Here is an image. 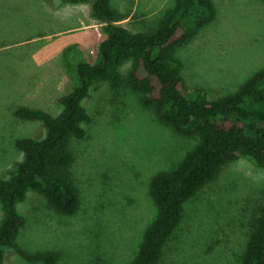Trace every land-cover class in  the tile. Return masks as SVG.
I'll return each mask as SVG.
<instances>
[{"label": "rangeland", "instance_id": "rangeland-1", "mask_svg": "<svg viewBox=\"0 0 264 264\" xmlns=\"http://www.w3.org/2000/svg\"><path fill=\"white\" fill-rule=\"evenodd\" d=\"M216 16L176 57L191 98L214 101L237 91L264 69V0H212ZM175 0H111L132 33L153 32ZM101 24L88 4L62 0H0V178H10L24 153L15 141L43 139L40 122L18 118L15 110L39 108L57 116L58 97L71 88L64 54L81 48L97 59ZM76 54L69 53L74 61ZM132 61L120 71L128 76ZM92 117L87 135L73 140V173L81 205L74 215L55 212L46 197L29 190L17 204L26 222L18 245L31 254L56 252L59 264H132L157 215L150 195L154 176L175 169L200 136L163 123L143 95L125 85L93 87L83 101ZM264 213V170L240 158L184 205L182 221L164 247L159 264H239L250 234ZM0 204V224L3 220ZM4 264L33 263L5 248Z\"/></svg>", "mask_w": 264, "mask_h": 264}, {"label": "trees", "instance_id": "trees-1", "mask_svg": "<svg viewBox=\"0 0 264 264\" xmlns=\"http://www.w3.org/2000/svg\"><path fill=\"white\" fill-rule=\"evenodd\" d=\"M62 4H88L90 16L101 24L102 38L97 44V59L91 61L81 48L71 47L64 54L72 79L71 88L58 97L62 111L53 116L39 108L18 107L15 115L26 121L40 122L47 128L43 139L23 137L15 146L24 153L16 170L0 178V264L5 248H11L27 261L59 264L60 254H31L17 243L25 218L17 204L25 201L29 190L42 193L50 207L62 215H74L81 195L73 166V140L87 135L92 121L83 105L93 87L107 83L113 88L129 86L143 95V104L178 132L193 130L200 136L198 145L175 168L153 177L150 195L157 215L147 228L132 264H159L164 247L182 218L185 203L195 196L229 161L245 158L264 170V69L252 75L237 91L214 101L200 94L191 98L180 74L183 62L176 57L178 47L186 44L199 29L216 16L212 0H175L153 32L132 33L120 22V13L111 0H62ZM76 54L74 61L69 53ZM132 61L127 77L121 66ZM239 264H264V213L254 225Z\"/></svg>", "mask_w": 264, "mask_h": 264}]
</instances>
